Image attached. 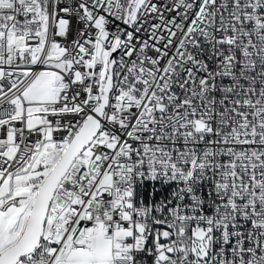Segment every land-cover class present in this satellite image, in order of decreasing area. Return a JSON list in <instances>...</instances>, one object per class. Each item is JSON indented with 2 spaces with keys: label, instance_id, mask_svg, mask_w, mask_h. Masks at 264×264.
I'll return each instance as SVG.
<instances>
[{
  "label": "snow or ice",
  "instance_id": "obj_1",
  "mask_svg": "<svg viewBox=\"0 0 264 264\" xmlns=\"http://www.w3.org/2000/svg\"><path fill=\"white\" fill-rule=\"evenodd\" d=\"M0 264H264V0H0Z\"/></svg>",
  "mask_w": 264,
  "mask_h": 264
}]
</instances>
